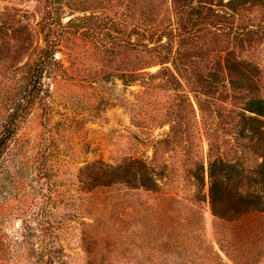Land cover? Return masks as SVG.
Listing matches in <instances>:
<instances>
[{"label":"rangeland","instance_id":"obj_1","mask_svg":"<svg viewBox=\"0 0 264 264\" xmlns=\"http://www.w3.org/2000/svg\"><path fill=\"white\" fill-rule=\"evenodd\" d=\"M52 1L45 98L0 159V264H264V212L214 218L208 171L262 161L239 133L245 102H264V0ZM47 11L0 0L3 106L31 88ZM134 160L153 190L93 187Z\"/></svg>","mask_w":264,"mask_h":264},{"label":"trees","instance_id":"obj_2","mask_svg":"<svg viewBox=\"0 0 264 264\" xmlns=\"http://www.w3.org/2000/svg\"><path fill=\"white\" fill-rule=\"evenodd\" d=\"M45 3L48 11L44 23L45 47L42 49L43 61L39 62V66L37 64L32 65L29 69L30 74L27 83L31 85V88L27 96L21 98L20 103L17 101L13 104H7L6 102V106L0 103V159L6 155L7 147L14 140L20 123L28 115L29 108L45 98L40 83L41 73L47 67V63L54 60L53 55L60 35L54 10L51 7L53 1L45 0ZM1 30L3 29L0 28ZM135 31L133 29L132 33H139ZM84 34L82 32L80 35L83 36ZM154 42L155 44L160 42V38H157ZM130 44L133 49L137 48V44ZM150 50L155 51L156 48ZM170 55L171 53L168 52L159 56L162 58L161 64L171 62L172 65H175V60L171 59ZM244 77L245 73H241L242 81ZM250 89L251 85L248 87L249 91ZM243 112L249 113L250 116H241L243 125L239 137L247 141L248 144L252 143L251 148L253 151L260 153L262 161L253 173H248L247 169L245 170L237 164L226 163L219 159L210 161L208 171L211 178L209 189L211 212L213 217L219 220L233 222L251 213L264 212V102L254 98L247 100ZM105 170H108L110 174L96 177L93 187H110L113 184H123L135 191L154 189L155 184L152 177L149 175L147 167L140 161L124 162L116 167H105ZM248 174L252 175L249 176ZM244 178L248 179V190L240 192L238 189L242 187L240 185H242ZM81 182L84 183L83 180ZM254 188H258V191H255ZM259 190L261 191L259 192ZM233 197L235 198L233 199ZM217 243L222 248L218 239ZM209 253L213 262L222 263V259L214 248L210 247Z\"/></svg>","mask_w":264,"mask_h":264},{"label":"water","instance_id":"obj_3","mask_svg":"<svg viewBox=\"0 0 264 264\" xmlns=\"http://www.w3.org/2000/svg\"><path fill=\"white\" fill-rule=\"evenodd\" d=\"M16 226H19V223H16Z\"/></svg>","mask_w":264,"mask_h":264}]
</instances>
